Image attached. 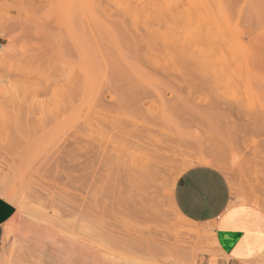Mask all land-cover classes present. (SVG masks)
<instances>
[{"label":"rangeland","instance_id":"rangeland-1","mask_svg":"<svg viewBox=\"0 0 264 264\" xmlns=\"http://www.w3.org/2000/svg\"><path fill=\"white\" fill-rule=\"evenodd\" d=\"M0 150V264H264V0H0ZM200 163L239 261L173 205Z\"/></svg>","mask_w":264,"mask_h":264},{"label":"crops","instance_id":"crops-1","mask_svg":"<svg viewBox=\"0 0 264 264\" xmlns=\"http://www.w3.org/2000/svg\"><path fill=\"white\" fill-rule=\"evenodd\" d=\"M10 168L9 158L0 150V229L14 215L16 205L5 193L1 176ZM173 205L184 219L211 225L214 238L228 261H239L236 255L243 231L232 227H219L220 218L231 202V189L224 172L211 164L186 167L176 179L172 189ZM1 239V233H0Z\"/></svg>","mask_w":264,"mask_h":264},{"label":"bare ground","instance_id":"bare-ground-1","mask_svg":"<svg viewBox=\"0 0 264 264\" xmlns=\"http://www.w3.org/2000/svg\"><path fill=\"white\" fill-rule=\"evenodd\" d=\"M206 161V160H205Z\"/></svg>","mask_w":264,"mask_h":264}]
</instances>
